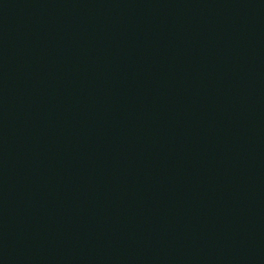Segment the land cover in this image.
I'll use <instances>...</instances> for the list:
<instances>
[{"label": "water", "instance_id": "1", "mask_svg": "<svg viewBox=\"0 0 264 264\" xmlns=\"http://www.w3.org/2000/svg\"><path fill=\"white\" fill-rule=\"evenodd\" d=\"M0 264H264V0H0Z\"/></svg>", "mask_w": 264, "mask_h": 264}]
</instances>
